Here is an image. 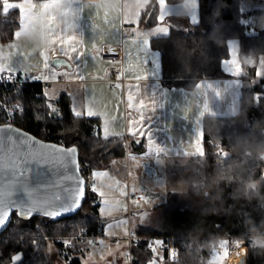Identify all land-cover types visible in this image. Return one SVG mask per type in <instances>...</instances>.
<instances>
[{
  "label": "trees",
  "instance_id": "trees-1",
  "mask_svg": "<svg viewBox=\"0 0 264 264\" xmlns=\"http://www.w3.org/2000/svg\"><path fill=\"white\" fill-rule=\"evenodd\" d=\"M6 1L19 0H0L4 43L13 40L21 24L17 9L4 13ZM151 1L156 7L158 0ZM165 1L173 5L188 0ZM195 1L196 25L187 31L173 28L167 37L151 40L160 53L162 85L192 90L202 79L227 77L222 63L230 57L233 39L239 41L244 77L256 79L264 54V0H252L263 7L245 10L247 0ZM249 54L256 59L253 65L244 60ZM0 102L21 109L15 124L22 130L46 142L76 146L81 165L88 164L92 171L127 154L124 140L101 136L99 118L74 115L68 94L50 103L40 82L0 85ZM202 136V182L189 184L181 193L170 192L154 208V219L138 224L135 231L142 239L132 247L131 264H162L160 257L165 259L166 253L157 257L151 239L177 247V260L164 264H208L213 244L221 239L244 240L247 264H264V248L250 241L264 234V78L243 85L237 115L205 117ZM129 147L136 154L145 152L143 141L134 140ZM99 206L87 198L76 215L61 220L42 216L24 220L14 213L11 225L0 235V264H50V246L59 250L63 264H84L78 242L104 236ZM66 239H73V244L67 245ZM17 254L22 259L14 261Z\"/></svg>",
  "mask_w": 264,
  "mask_h": 264
},
{
  "label": "crops",
  "instance_id": "crops-1",
  "mask_svg": "<svg viewBox=\"0 0 264 264\" xmlns=\"http://www.w3.org/2000/svg\"><path fill=\"white\" fill-rule=\"evenodd\" d=\"M27 3H32L35 8L27 17L19 11L21 24L16 32H20L21 36L16 38L14 35L9 44L0 40V48L7 44L5 52H10L9 46H12L14 57L8 59L0 55V64L15 69L13 74L19 76L37 74L44 77L47 99L50 95L56 100L61 94H68L73 112L79 111L81 115L100 119L103 138L118 137L125 141L128 150L123 158L134 152L129 144L135 140L143 141L145 145V152L138 155L149 159H199L204 152L203 119L239 113L241 90L248 79L243 75V57L236 39L229 41L230 57L223 61H228L231 67L226 70L222 63L227 77L202 79L192 90L162 85L160 53L151 46V40L167 37L173 28L187 31L191 25H196L199 9L195 0L173 5L158 0L156 7L151 0H62V3L54 4V8L47 10L41 5L53 4L52 0H19L4 2V13L16 9V4ZM161 12L165 13L162 23L159 21ZM40 18L48 22L49 29L34 37V22ZM124 27L135 30L134 37L125 42L122 41ZM157 28L168 31L165 34L158 32ZM40 37L50 41V45L42 47ZM59 37L64 40L77 37L84 41V47L78 49L84 52L81 57L84 63L79 69L83 79L76 75V53H71L72 59L69 60L59 52L56 43ZM143 39L149 40L151 51L145 50ZM111 45H122L124 53L122 73L125 82L115 86L107 82L108 63L102 59L106 47ZM23 48L30 51L28 56L23 55ZM41 53L48 54L52 66L45 67ZM153 58L158 61V70L151 63ZM56 59L66 61L72 67L56 68L53 64ZM145 59L149 62L144 63ZM246 59L250 64L256 62L252 54ZM138 75L148 79L138 80ZM52 90H55L53 95L50 93ZM130 92L136 107H129ZM139 103L144 105L143 116L138 111ZM89 109L95 114L89 116ZM139 128L143 131L140 132ZM99 193L96 189L97 196L101 198ZM101 193L106 197V192ZM124 239L129 241L128 235Z\"/></svg>",
  "mask_w": 264,
  "mask_h": 264
},
{
  "label": "rangeland",
  "instance_id": "rangeland-1",
  "mask_svg": "<svg viewBox=\"0 0 264 264\" xmlns=\"http://www.w3.org/2000/svg\"><path fill=\"white\" fill-rule=\"evenodd\" d=\"M249 6L262 7L263 5L247 0L243 2L242 9L245 10ZM4 48H0V55L13 59L12 46H9L10 52H5ZM29 52L28 49L23 48V55L28 56ZM256 75V79L247 81V86H252L255 81L264 78V54L259 58ZM54 92L55 90L50 91L52 95ZM48 100L53 103L55 99L50 95ZM146 163L155 169V174L150 175L146 172ZM98 173L100 175H97ZM203 178L202 157L194 160L149 159L132 151L125 158L113 160L105 168L94 169L95 188L100 193H107L106 197L101 196L102 203L99 206L100 217L105 221L104 236L89 239L86 243H82L83 240L78 242L84 250L81 255L83 263L130 264L128 258L130 243L124 239V236L129 235L131 229L135 230L139 223L152 221L157 215L154 208L166 201L170 192L181 193L189 184L198 185ZM128 194L138 196L139 200L132 201L128 206L126 200ZM103 201L108 203L105 204ZM122 210H125L126 214H123ZM232 241L221 239L219 245L212 246L208 264H228L232 251L236 250L240 243L247 248L244 240ZM250 241L256 248H264V234L251 237ZM65 243L71 245L73 239H66ZM156 248V256H162L160 243ZM160 259L164 264L161 257ZM247 259L248 253L246 261ZM50 264H63L59 250L53 246H50Z\"/></svg>",
  "mask_w": 264,
  "mask_h": 264
},
{
  "label": "snow or ice",
  "instance_id": "snow-or-ice-1",
  "mask_svg": "<svg viewBox=\"0 0 264 264\" xmlns=\"http://www.w3.org/2000/svg\"><path fill=\"white\" fill-rule=\"evenodd\" d=\"M14 7L18 11H22L24 17L31 15L35 8L32 3L16 4ZM41 7L47 10L54 8L55 5L44 3ZM164 18L165 13L161 12L159 21L162 23ZM157 31L166 34L168 30L157 28ZM20 36V32L15 33L16 38ZM56 43L59 52L68 57L69 60L72 59L71 53H76V75L83 79L84 76L79 69L84 63L81 60L84 52L78 49L84 47V41L77 37H70L68 40L59 37ZM142 44L145 50L151 51L148 39H143ZM92 47L95 49L94 44ZM52 51L55 52L56 49L53 48ZM41 55L44 58L45 67L52 66L49 64L48 54L41 53ZM148 62L147 59L144 60V63ZM151 63L158 70V61L153 58ZM223 63L226 70L231 67L228 61ZM53 64L56 68L72 67L66 61L60 60H55ZM4 72L14 73L15 69L6 68L0 64V73ZM152 76H155V71L152 72ZM8 78L11 79V76ZM136 79H148V77L138 75ZM137 92H139V86H137ZM128 103L130 108L136 107L135 98L131 92L128 96ZM138 111L140 116H143L144 105L142 103H139ZM94 114L89 109L88 115ZM74 115L80 116L81 113L74 110ZM139 131L142 132L143 128H139ZM56 161H59L64 167H67L68 164L76 165V149L74 147L64 149L63 147L40 144L26 135L17 133L11 127L0 128V227L8 222L13 212L18 218L24 220H30L34 214H41L55 220L58 217L75 213L77 209L81 208L82 202L85 200L83 181L76 180L74 187L68 188L59 182V178L54 179L51 172L48 171V166ZM41 165L45 167L41 168ZM92 191L95 192L96 188L93 187ZM100 195L102 196L103 193ZM103 203L107 204L108 202L103 201ZM21 259L22 254L13 257L14 261Z\"/></svg>",
  "mask_w": 264,
  "mask_h": 264
},
{
  "label": "built area",
  "instance_id": "built-area-1",
  "mask_svg": "<svg viewBox=\"0 0 264 264\" xmlns=\"http://www.w3.org/2000/svg\"><path fill=\"white\" fill-rule=\"evenodd\" d=\"M135 35V30L130 27H124L122 30V41H128L132 39ZM102 59L108 63V78L107 82L113 86L123 84L125 82V79L123 78L122 69L124 66V53H123V47L122 45H111L106 47V50L102 56ZM11 76V79L8 77ZM40 82L43 85H45L46 81L44 77L39 76L37 74H27L18 76L13 73H0V85L2 86H10V85H24L27 83L32 82ZM21 111L20 108L15 107L12 108L11 106L7 105L4 102H0V114H2V119H0V125H14L17 112ZM20 113V112H19ZM81 173L85 179L86 184V199L87 198H93V201L96 204H101V198H98L96 191L93 192L92 188L95 187V180L93 179V171L91 167L88 164L81 165L80 164ZM126 200L128 203V206L132 203L134 200H139V197L136 195L128 194L126 196ZM123 214H126L125 210L121 211ZM128 239L130 241V254L128 256L130 260V264L134 259V254L132 252V247L136 244V242L142 237L135 231L130 230ZM159 241L157 239H151V246L157 249L156 247L159 245ZM219 244L215 243L214 246H217ZM160 250L162 253H166L164 261H176L178 258V249L174 245H171L167 242L160 243Z\"/></svg>",
  "mask_w": 264,
  "mask_h": 264
},
{
  "label": "water",
  "instance_id": "water-1",
  "mask_svg": "<svg viewBox=\"0 0 264 264\" xmlns=\"http://www.w3.org/2000/svg\"><path fill=\"white\" fill-rule=\"evenodd\" d=\"M56 60L62 61L61 59H56ZM8 127H11L13 129H15L17 133L26 135V136L32 138L33 140L38 141L40 144H45V145L54 146V147H63L64 149H69V148L74 147L76 149V162H77L76 165L68 164L67 167H64L59 161H56L52 165L48 166V171L51 172L52 177L54 179L59 178V182L61 184H63L65 187H68V188L74 187L76 180H82L83 181V185L82 186H83V188L85 190V193H86L85 179H84V177H83V175L81 173V169H80V164H81V162H80V153H79V150H78V148L76 146L66 147V146H64L62 144H57V143H54V142H46V141H43V140L37 138L36 136L32 135L31 133H29V132H27L25 130H22L21 128H19L17 126H14V125H0V128H8ZM14 135H15V133H14ZM77 165H78V168H77ZM40 167L43 168L45 166L41 165ZM145 170L150 175L151 174H155V172H156L155 169L151 168L148 163H146V169ZM85 200H86V198H85ZM85 200L82 202L81 208H82L83 204L85 203ZM81 208L77 209L75 213L67 214L65 216L58 217L55 220H61V219L67 218V217L74 216L81 210ZM13 215H14V212L9 217L8 222L3 227H0V235L11 225L12 219H13ZM33 216L45 217V216H43L41 214H34ZM239 264H247L246 258H244V257L240 258Z\"/></svg>",
  "mask_w": 264,
  "mask_h": 264
},
{
  "label": "clouds",
  "instance_id": "clouds-1",
  "mask_svg": "<svg viewBox=\"0 0 264 264\" xmlns=\"http://www.w3.org/2000/svg\"><path fill=\"white\" fill-rule=\"evenodd\" d=\"M52 2L53 4H59L62 3V0H52ZM33 27H34L33 36L36 37L39 35V32L48 30L49 24L45 19L40 18L34 22ZM40 45L42 47H48L50 45V41H48L46 38L40 37Z\"/></svg>",
  "mask_w": 264,
  "mask_h": 264
},
{
  "label": "bare ground",
  "instance_id": "bare-ground-1",
  "mask_svg": "<svg viewBox=\"0 0 264 264\" xmlns=\"http://www.w3.org/2000/svg\"><path fill=\"white\" fill-rule=\"evenodd\" d=\"M86 198V196H85ZM247 256V248L242 243L239 244V247L232 251L230 258H229V264H239L240 258Z\"/></svg>",
  "mask_w": 264,
  "mask_h": 264
}]
</instances>
